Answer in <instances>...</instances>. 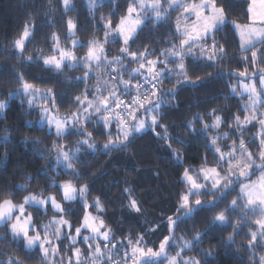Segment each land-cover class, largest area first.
<instances>
[{
	"label": "snow or ice",
	"instance_id": "obj_1",
	"mask_svg": "<svg viewBox=\"0 0 264 264\" xmlns=\"http://www.w3.org/2000/svg\"><path fill=\"white\" fill-rule=\"evenodd\" d=\"M54 2L61 5L65 16L74 10L72 0ZM114 2L87 0L89 22L96 20V11L101 6ZM246 2L248 22L241 24L228 19L229 13L225 10L227 0H129L118 22L114 23L112 19L117 15L115 11L108 17L100 16L98 34L87 43L74 38L79 29L77 22L71 18L66 20V39L71 40V47L61 45L56 31H52L51 35L46 33L51 55H46L41 49L35 56H25L26 46L33 42L40 25L34 18L35 14L23 23L16 38L11 41L14 57L26 64L42 62L43 67L57 73H63L65 69L80 70L81 76L66 79L65 83L68 89L83 87V91L66 97L75 111L60 116L56 107L57 96L52 88L42 91L28 82L23 73L16 74L19 87L8 93L9 97H25L30 109L39 97L42 101L40 117L35 123L41 131L47 129V135L55 136L56 141L46 150L54 153L48 167L37 169L35 174L22 175L28 183H16L11 187L4 184L7 179L3 175L7 154L4 161H0V229L5 230L0 235V243L22 253V256H17L0 251V257H5L0 258V264H25V261L34 258H38L40 264H209L214 258L212 248L199 249L200 258L186 255L189 250L199 248L207 230L195 232L191 239L177 236L176 231L181 223L193 220L200 212L217 209L237 185L239 192L236 198L216 212L209 228L231 226L233 232L226 238V244L231 245L235 236L243 230L249 214L258 216L248 224L247 247L249 251L264 248V68L257 67L264 64V47L258 48L264 46V0ZM54 11L49 7L42 18L48 28L55 22V18H48ZM171 12H179L180 15L173 30L174 39L166 41L169 47L159 50L147 46L132 49L145 28L163 27ZM229 25L238 37L244 68L227 74L217 72L215 76L210 74L209 78L221 75L243 78L239 85L229 84L228 87L233 94L245 98V103L241 114L231 116V122L215 108L204 115L197 113L191 120L185 121L184 127L190 136L194 139L203 137L214 163L207 166L206 155L204 166L199 169L184 167V158L172 148V142L184 145L185 141L170 135L169 126L162 121L171 101L178 94L177 86L191 84L195 87L205 83L200 77L193 80L188 75L187 59L202 60L206 67L221 64L226 59L229 62L236 59L235 56L229 58L224 44L216 39V35ZM99 33L103 34L102 37ZM109 45H118V52H111ZM78 49H86L83 56L75 54ZM249 64L254 71H248ZM173 78L176 85L165 90L162 87L164 80L171 81ZM92 79L96 80V84L90 87ZM165 97L169 98L167 103ZM7 108L8 101L0 99V113ZM93 124L99 126L100 134L107 135V142L102 146L97 145L93 138L96 129L88 131ZM113 127L116 129L114 134L111 131ZM224 128L228 131H223ZM252 129H256V134L251 141H246L245 133L251 134ZM4 131L11 129L5 128ZM147 131L165 143L170 157L183 169L181 181L184 190L177 193L172 214L167 215L162 223H154L148 232L117 239L113 228L103 218L106 208L99 197L89 202V185L74 183L72 179L57 184L47 172L50 169L57 173V177L63 174L82 180L85 177L77 166L84 165L83 155L95 154L100 147L105 153L127 148L136 135ZM73 135L80 137L73 148L61 142ZM229 140L231 143L221 144ZM10 142V136H0V146ZM23 142L29 143L27 138ZM251 144H256L257 151L251 150ZM37 155L46 158L43 152ZM257 171L260 175L252 181L251 176ZM41 175L52 181L45 187L54 188L58 195H46L43 189L30 191V185L37 182ZM123 192L127 194V203L123 207L141 214L142 208L132 196V190L125 188ZM21 193L26 194L17 201ZM77 205L80 210L78 217ZM229 212L240 213V220L234 225L230 223ZM41 216L48 217L47 223L41 222ZM70 217H76L78 226ZM161 228L167 234H162L158 246H149L145 237L156 234ZM79 245H84V250ZM62 248L70 254L61 255ZM170 248L175 250L174 254L168 251ZM250 264H264V255L257 258L253 252Z\"/></svg>",
	"mask_w": 264,
	"mask_h": 264
},
{
	"label": "trees",
	"instance_id": "obj_2",
	"mask_svg": "<svg viewBox=\"0 0 264 264\" xmlns=\"http://www.w3.org/2000/svg\"><path fill=\"white\" fill-rule=\"evenodd\" d=\"M72 2L74 10L65 16L61 5L54 2V0L51 3L50 0H0V99L8 101V108L0 113V136L8 135L11 137L9 144L0 146V161H4L5 154H7L6 170L3 172L4 177L7 179L3 183L9 187L16 183H28L22 179L23 174H35L37 169L47 168L49 161L54 159V153L46 150L50 149L53 142L56 141L55 136L47 135V129L41 131L39 125L35 123L40 117L39 107L42 101L39 97H37L36 103L31 109L28 107L25 97H9L8 93L19 87L16 82V74L23 73L28 82L33 83L42 91L52 88L57 96L56 107L60 116L75 111V108L66 97L78 95L83 91V87L79 90L68 89L65 83L66 79L81 76L82 72L80 70L69 71L65 69L63 73H57L55 70L43 67L42 62L22 63L14 57L11 50V41L16 38L23 23L35 14L34 18L40 25V29L35 34L33 42L26 46L25 56H35L41 49L46 55H51L50 41L45 39V34L51 35L52 31H56L60 35L62 46L71 47V40L66 39V20L69 18L78 24L79 31L74 38L87 43L88 40L98 34L99 25L97 21H99L100 16L108 17L115 11L117 15L113 16L112 19L114 23L118 22L119 16L124 13L129 0H115L112 5L106 3L101 6L96 11V20L91 21V23L88 20L90 13L86 6L87 0H72ZM49 7L55 10L54 14L48 15L50 20L55 18L51 28H48L42 19ZM247 7L248 2L246 0H227L225 10L229 13L228 19L236 20L241 24L247 23ZM178 14L179 12H171L163 27L145 28L132 45V49H143L147 46L159 50L169 47L166 41L174 39V22ZM102 35V33H99V36L102 37ZM216 39L224 44L228 51V57L235 56L236 59L230 62L229 59H226L223 63L213 67H206L205 62L202 60L187 59L185 64L188 75L193 80L200 77L205 83L195 87L191 84L177 86L178 94L171 101L169 110L162 121L169 126L168 132L170 135L177 136L185 141L184 145L175 141L172 142V148L178 150L184 158V167L199 169L204 166L203 158L206 155L208 159L207 166H212L214 163V157L205 147L203 137L194 139L190 136L184 127L185 121L191 120L197 113L204 115L207 111L215 108L219 110V114L226 116L231 122L232 115L241 114L243 101L245 100V98L233 94L228 87L229 84L236 85L243 78L238 79L235 75H221L215 79L209 78L210 74L211 76H215L217 72L227 74L244 68V62L241 60L243 54L239 50L238 37L233 34L231 25L218 33ZM118 48V45H109V50L113 53H117ZM85 51L86 49H78L75 54L83 56ZM248 55L250 56V53ZM257 67L264 68V64H258ZM254 70L249 64L248 71L252 72ZM174 85H176L175 78L171 81L165 79L162 87L167 90L173 88ZM164 99L166 103L169 100L168 97ZM29 122H32L31 125ZM196 127L200 126L196 125ZM5 128H9L11 131L5 132ZM94 128L96 131H93ZM88 131H93V138L97 145L102 146L107 142V135L100 134L101 129L99 126L93 124L88 128ZM111 131L114 134L115 127ZM223 131H228V128H224ZM255 134L256 129H252L251 134L245 133L246 141H251L252 136ZM25 138L28 139L29 143L25 144L23 142ZM78 139H80L78 135H73L61 142L66 144L67 147L73 148ZM35 140H39L41 143H32ZM228 142H231V140L221 142V144ZM250 147L253 152L257 151L256 144H251ZM81 151L83 152V149ZM39 152H43L46 158L37 155ZM82 159L84 165L82 167L77 166L80 173L85 177L82 180H76L74 177L63 174L57 177V173L50 169L47 175L53 177L57 184L72 179L74 183L89 185V202L99 197L106 208L103 218L113 228L117 239H122L129 234L136 236L148 232L154 223H162L167 215L172 214L173 206L177 200V193L184 190L181 181L183 169L177 166L176 162L170 157L165 143L158 140L151 131L136 135L127 148L105 153L103 148L100 147L95 154H85ZM253 177L254 175L251 176V179ZM51 183V180L41 175L37 178V182L30 185V191L38 192L43 189L46 195H58L54 188L45 187ZM125 188L132 190V196L137 199L142 208L141 214L132 213L123 207L127 203V194L123 192ZM238 192L239 185L217 209L202 211L193 220L180 224L176 235L184 236L186 239H191L195 232H205L207 230V234L204 236L199 248L189 250L186 255L200 258L199 249L212 248L214 258L210 259L209 264H250L253 252H255L257 258L264 255V248L249 251L247 247L250 230L248 224L257 219L258 216L249 214L248 221L244 222L243 230L235 236L234 243L231 245L226 244L227 236L233 232L231 226L209 228L212 217L216 212L224 209L226 204L236 198ZM24 194L26 193H21L17 197V201ZM50 216L51 213H49ZM76 216H80L78 205L76 206ZM228 216L230 223L233 225L240 220V213L238 212H229ZM70 219L75 226H78L76 217H70ZM40 220L44 223L48 221V217L41 216ZM4 232V229H0V235H3ZM162 234H167L163 228L159 229L154 235H147L145 239L149 242V246H158ZM79 246L84 250V245ZM0 251L22 256V253L15 251L14 247H7L2 243H0ZM168 251L174 254L175 250L170 248ZM69 254L62 248L61 255L66 256ZM116 258L119 259V257ZM25 264H40V260L38 258L30 259L25 261Z\"/></svg>",
	"mask_w": 264,
	"mask_h": 264
},
{
	"label": "rangeland",
	"instance_id": "obj_3",
	"mask_svg": "<svg viewBox=\"0 0 264 264\" xmlns=\"http://www.w3.org/2000/svg\"><path fill=\"white\" fill-rule=\"evenodd\" d=\"M259 7V5H257V8ZM180 15V13L177 15V17ZM177 17H176V19H175V22H174V28H175V24H176V20H177ZM183 23H184V21L183 20H181V24L183 25ZM133 67H135L136 65H132ZM125 79H127V76H125ZM240 83V82H239ZM239 83H237L236 85H239ZM96 84V80L95 79H92L91 80V82H90V84H89V86L91 87V86H93V85H95ZM239 90V89H238ZM237 95V94H236ZM239 96V95H238ZM244 103H245V100L243 101V105H244ZM243 105H242V107H243ZM211 134H214V133H210V135ZM228 143H231V142H228ZM259 175H260V173H259V171H257L256 172V174L254 175V177L251 179L252 181H255L258 177H259ZM246 182H248V181H246ZM44 223H47V221L46 222H44Z\"/></svg>",
	"mask_w": 264,
	"mask_h": 264
},
{
	"label": "crops",
	"instance_id": "obj_4",
	"mask_svg": "<svg viewBox=\"0 0 264 264\" xmlns=\"http://www.w3.org/2000/svg\"><path fill=\"white\" fill-rule=\"evenodd\" d=\"M239 41V40H238Z\"/></svg>",
	"mask_w": 264,
	"mask_h": 264
}]
</instances>
